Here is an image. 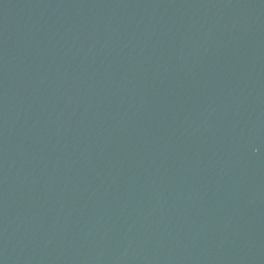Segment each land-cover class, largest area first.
<instances>
[{
	"label": "water",
	"instance_id": "obj_1",
	"mask_svg": "<svg viewBox=\"0 0 264 264\" xmlns=\"http://www.w3.org/2000/svg\"><path fill=\"white\" fill-rule=\"evenodd\" d=\"M0 264H264V0H0Z\"/></svg>",
	"mask_w": 264,
	"mask_h": 264
}]
</instances>
